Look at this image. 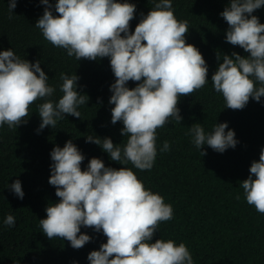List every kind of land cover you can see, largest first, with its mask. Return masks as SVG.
I'll return each instance as SVG.
<instances>
[{
	"label": "clouds",
	"instance_id": "9594fccd",
	"mask_svg": "<svg viewBox=\"0 0 264 264\" xmlns=\"http://www.w3.org/2000/svg\"><path fill=\"white\" fill-rule=\"evenodd\" d=\"M16 3L9 0L10 12ZM40 3L45 9L35 27L53 46L78 61L110 58L115 76L110 87L109 103L114 105L111 122H122L121 133L127 137L123 147L111 137H86V142L101 146L112 161L125 165L119 169L106 166L98 157L91 158L83 169L85 156L71 139L52 149L48 182L59 200L49 203L46 218L39 220L43 233L49 240H66L80 249L92 240L81 232L82 227L102 231L107 242L88 254L90 264H194L185 243L162 238L153 242L160 224L173 218V207L147 188L133 168L126 167L131 163L141 171L152 169L157 130L171 120L181 123L180 98L192 95L209 81L202 52L186 40L188 22L176 17L172 0H158L146 15L141 13L134 32L131 21L136 4L130 0H58L54 5L58 15H54L50 0ZM262 6L264 0H229L220 13L228 25L226 42L250 54L224 53L211 76L225 108L242 110L250 99L259 102L264 96V23L253 14ZM217 59L221 61L220 53ZM60 79L62 96L55 102L49 98L56 89L49 85L40 60L21 59L12 48L0 51V127L6 124L15 130L26 124L31 106L38 100L44 101L38 105V131L55 128L65 116L81 118L78 109L88 104L89 96L77 90L80 77L62 73ZM129 81L137 82L136 86L128 87ZM226 129L227 122L217 123L206 135L195 123L186 134L204 156L205 144L220 153L236 147L235 131ZM169 150L170 143L165 141L160 151ZM240 187L247 203L264 214V149ZM9 188L19 199L24 198L19 179ZM4 224L13 227L15 217L7 215Z\"/></svg>",
	"mask_w": 264,
	"mask_h": 264
},
{
	"label": "trees",
	"instance_id": "16d2710c",
	"mask_svg": "<svg viewBox=\"0 0 264 264\" xmlns=\"http://www.w3.org/2000/svg\"><path fill=\"white\" fill-rule=\"evenodd\" d=\"M50 2L54 15H58L54 9L58 0ZM130 2L136 4L131 21L134 32L141 13L146 15L158 0ZM228 3L229 0H172L176 17L189 24L187 42L200 49L208 64L209 81L192 95L180 98L181 123L171 120L157 130V157L152 169L141 171L131 163L126 167L133 168L147 188L162 195L165 203L173 207V218L160 224L153 242L162 238L185 243L194 264H264V214L247 203L240 187L250 175L252 162L264 149V96L259 102L250 99L242 110L228 109L211 81L224 53L250 55L226 42L228 25L220 13ZM44 9L40 0H17L10 12L9 0H0V51L12 48L21 59L32 63L40 60L49 85L56 89L49 99L58 102L62 96L63 73L80 77L77 90L87 94L89 101L78 109L81 118L65 116L55 128L48 126L38 131L41 117L37 111L42 100L31 106L26 124L15 130L6 124L0 127V264H90L88 254L107 242L102 231L82 227L81 232L92 240L74 249L66 240H49L39 226V220L46 218L49 203L59 200L55 187L48 182L53 163L50 153L71 139L85 156L83 169L93 157L119 169L125 165L112 161L101 146L86 142V137H111L120 147L127 137L121 133L122 122H111L114 105L109 103L110 87L115 76L110 58L78 61L66 50L53 46L35 27ZM253 14L264 23V6ZM136 83L129 81L127 86L133 88ZM223 122L235 131L236 147L220 153L205 144L202 151L206 155L202 156L191 135L186 134L189 128L198 123L207 135ZM165 141L170 143V150L161 152ZM17 179L25 193L22 200L9 188ZM9 214L15 217L11 228L4 224Z\"/></svg>",
	"mask_w": 264,
	"mask_h": 264
}]
</instances>
